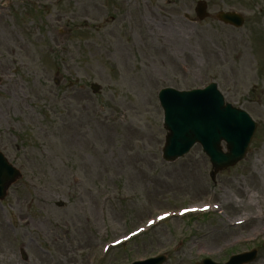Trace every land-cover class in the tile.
Here are the masks:
<instances>
[{"label": "rangeland", "instance_id": "374dc122", "mask_svg": "<svg viewBox=\"0 0 264 264\" xmlns=\"http://www.w3.org/2000/svg\"><path fill=\"white\" fill-rule=\"evenodd\" d=\"M211 83L257 125L215 181L199 145L162 159L158 101ZM0 151L23 175L0 203V264H225L264 247V0H0Z\"/></svg>", "mask_w": 264, "mask_h": 264}, {"label": "water", "instance_id": "95a60500", "mask_svg": "<svg viewBox=\"0 0 264 264\" xmlns=\"http://www.w3.org/2000/svg\"><path fill=\"white\" fill-rule=\"evenodd\" d=\"M204 9L205 4L199 3L197 13L201 19ZM218 18L237 27L244 23L241 16L233 13H220ZM159 100L164 110V126L168 131L163 151L166 161H175L200 143L212 163L211 177L214 180L220 170L234 166L245 158L256 125L247 113L225 104L216 85L192 92L166 89L160 92ZM222 142L227 145V153L222 149ZM18 177L20 173L0 153V199L5 197L6 190ZM252 260L243 255L232 258L228 264H246ZM163 262L164 259L159 258L136 264ZM202 264L215 263L207 260Z\"/></svg>", "mask_w": 264, "mask_h": 264}, {"label": "flooded vegetation", "instance_id": "af4514ba", "mask_svg": "<svg viewBox=\"0 0 264 264\" xmlns=\"http://www.w3.org/2000/svg\"><path fill=\"white\" fill-rule=\"evenodd\" d=\"M241 239V237L239 238V240ZM252 249H255L256 251H257V254H258V257L260 258V256L262 257L263 255H264V252H263V250H264V247L263 246H261V245H258V246H256V247H254V248H252ZM252 249H249V250H247V251H250V250H252ZM258 258V259H259Z\"/></svg>", "mask_w": 264, "mask_h": 264}]
</instances>
